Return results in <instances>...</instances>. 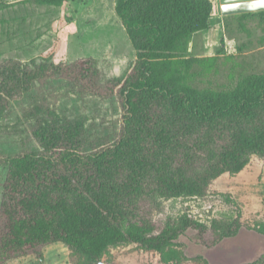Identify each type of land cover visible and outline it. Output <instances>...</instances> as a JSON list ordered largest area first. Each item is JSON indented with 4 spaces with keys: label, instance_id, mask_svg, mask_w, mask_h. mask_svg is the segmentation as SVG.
Returning <instances> with one entry per match:
<instances>
[{
    "label": "trees",
    "instance_id": "trees-1",
    "mask_svg": "<svg viewBox=\"0 0 264 264\" xmlns=\"http://www.w3.org/2000/svg\"><path fill=\"white\" fill-rule=\"evenodd\" d=\"M34 2L63 7L66 23L74 21L69 0ZM115 12L136 53L119 77L108 78L91 57L0 61V138L21 145L0 152L7 171L0 264L56 243L78 264H99L132 245L157 253L162 264H185L191 259L180 241L191 231L212 248L245 228L264 237V223L246 226L241 214L209 225L156 218L160 200L204 198L219 177L264 158V73L224 87L194 84L217 61L195 56L194 40L228 16L217 19L212 0H115ZM236 18L244 28L253 18L264 25V11ZM72 99L113 102L119 119L99 130L71 114ZM246 264H264V254Z\"/></svg>",
    "mask_w": 264,
    "mask_h": 264
},
{
    "label": "rangeland",
    "instance_id": "rangeland-1",
    "mask_svg": "<svg viewBox=\"0 0 264 264\" xmlns=\"http://www.w3.org/2000/svg\"><path fill=\"white\" fill-rule=\"evenodd\" d=\"M69 1L76 10L70 24L66 23L63 7L41 6L34 0L3 1L0 4V61L73 62L91 57L101 61L108 78L121 76L136 59V53L115 12V0ZM214 4L218 6L217 0ZM236 16L218 20L207 33L195 38V56L217 58L195 81L197 87H224L242 76L264 73V25L259 18H253L244 21V28ZM222 17L217 10L216 18ZM57 91L63 93L65 86L57 85ZM66 103L72 115L88 117L92 127L99 130L111 126L120 116L118 105L113 102L100 104L72 99ZM20 146L17 138H0V152H15ZM6 172L0 165V203ZM158 209L156 218L162 221L189 216L209 225L213 219L241 214L246 226L264 223V158L253 156L238 175L219 177L204 198L160 200ZM180 243L191 259L185 264H198L192 260L198 257L206 258L210 264H246L264 254V237L248 228L216 248L192 231ZM103 261L162 264L160 255L134 245L112 250ZM7 264H78V258L65 245L56 243L45 247L39 256L19 258Z\"/></svg>",
    "mask_w": 264,
    "mask_h": 264
},
{
    "label": "water",
    "instance_id": "water-1",
    "mask_svg": "<svg viewBox=\"0 0 264 264\" xmlns=\"http://www.w3.org/2000/svg\"><path fill=\"white\" fill-rule=\"evenodd\" d=\"M221 6L222 16L240 15L264 11V3L260 0H218ZM255 5V7H249ZM99 264H115L101 261Z\"/></svg>",
    "mask_w": 264,
    "mask_h": 264
},
{
    "label": "crops",
    "instance_id": "crops-1",
    "mask_svg": "<svg viewBox=\"0 0 264 264\" xmlns=\"http://www.w3.org/2000/svg\"><path fill=\"white\" fill-rule=\"evenodd\" d=\"M213 2L215 1V0H212ZM217 2H218V0H217ZM215 6H216V12H217V10L218 11H220L221 12V6H220V3L218 2V6L215 4ZM222 15V14H221ZM205 33H207V32H205ZM204 33V34H205Z\"/></svg>",
    "mask_w": 264,
    "mask_h": 264
},
{
    "label": "clouds",
    "instance_id": "clouds-1",
    "mask_svg": "<svg viewBox=\"0 0 264 264\" xmlns=\"http://www.w3.org/2000/svg\"><path fill=\"white\" fill-rule=\"evenodd\" d=\"M261 3H264V0H260ZM249 7H255V5H249Z\"/></svg>",
    "mask_w": 264,
    "mask_h": 264
}]
</instances>
